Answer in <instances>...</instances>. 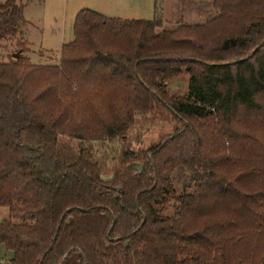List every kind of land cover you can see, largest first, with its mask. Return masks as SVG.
I'll list each match as a JSON object with an SVG mask.
<instances>
[{"label": "trees", "instance_id": "16d2710c", "mask_svg": "<svg viewBox=\"0 0 264 264\" xmlns=\"http://www.w3.org/2000/svg\"><path fill=\"white\" fill-rule=\"evenodd\" d=\"M208 5L207 22L180 15L172 30L159 12L81 10L57 65L0 62L6 264H264V45L246 59L264 43V0ZM24 23V5L7 0L0 43L21 38ZM17 46L28 52L22 38ZM182 74L186 95L170 96L165 85ZM157 105L182 130L109 183L91 152L61 142L125 140ZM173 172L191 193L175 196Z\"/></svg>", "mask_w": 264, "mask_h": 264}, {"label": "rangeland", "instance_id": "374dc122", "mask_svg": "<svg viewBox=\"0 0 264 264\" xmlns=\"http://www.w3.org/2000/svg\"><path fill=\"white\" fill-rule=\"evenodd\" d=\"M7 0H0V6ZM24 5V12L27 21L30 22L31 28H36V36L29 40L30 46H27L28 52L22 53L17 46L21 40H5L0 43V62H8L14 55L19 54V58L30 59L33 65H57L61 58V49L63 45L69 44L74 40L73 25L76 12L80 9H90L101 12L99 8L103 0H16ZM133 0H112L114 8L129 6ZM160 1V0H159ZM165 1V0H164ZM170 1V0H169ZM170 5H165L166 16L160 15L164 22V29L172 30L176 27L179 15H173L176 7L179 8L183 22L189 25L204 24L210 19L211 7L208 5L211 0H172ZM19 4V3H18ZM152 3L150 2V5ZM212 17V16H211ZM154 18L153 11L146 16L147 20ZM30 28V29H31ZM24 30V28L22 29ZM21 30V31H22ZM160 32V30H158ZM22 41L24 38L22 37ZM18 59V58H14ZM189 76L182 74L172 79L166 86V91L170 96L183 97L187 93ZM177 122V123H176ZM176 126L182 130V122L176 120L162 105H157L154 113L141 116L135 122L133 129L127 134L125 140L116 139L103 142L84 143L81 141L63 138L62 143L74 149L75 152H91L95 158L101 162L106 176L115 175V171L125 174L124 165L136 156H144L147 159L152 156V150L175 134ZM85 150V151H82ZM143 166L142 163L133 162L127 165ZM112 179V180H113ZM111 180V181H112ZM170 184L176 191L175 196L183 191L184 186L188 189L185 194L191 193L193 185L179 183L177 172L170 175ZM110 181V182H111ZM109 183V182H106ZM119 184V183H117ZM117 187V190H123L122 185H111V189ZM108 187V186H106ZM173 203H169L167 215L172 216L174 213ZM9 210L0 208V223L7 220ZM0 245V263L6 256V250ZM3 264H6L4 262Z\"/></svg>", "mask_w": 264, "mask_h": 264}, {"label": "crops", "instance_id": "0c3cea01", "mask_svg": "<svg viewBox=\"0 0 264 264\" xmlns=\"http://www.w3.org/2000/svg\"><path fill=\"white\" fill-rule=\"evenodd\" d=\"M112 0H103L99 8L101 12H97L107 18H118L122 20H147V19H142L146 18V16L149 14V12L153 11L154 13V20L157 17V12H159L161 15L166 14V8L165 5H170L172 3V0H133L132 4H130L128 7L127 6H122L120 8H114L111 3ZM179 1V0H178ZM184 1V0H183ZM150 2L152 3L150 5ZM19 4H22V2H18ZM158 5V6H157ZM159 7V9L157 8ZM176 11L174 12L173 15L180 17L181 13L179 12V8L176 7ZM81 10H90L87 8L80 9L79 11L76 12V15L81 11ZM92 11V10H91ZM96 12V11H94ZM158 13V14H159ZM75 15V17H76ZM166 16V15H165ZM24 17H25V12H24ZM24 28V30H22ZM30 22L27 21L25 17V23L23 24L21 28V33L22 37L24 38V41L30 46L31 43L29 40L36 36L35 32H37L36 28H31ZM21 37V38H22ZM29 39V40H28ZM3 247V246H2ZM6 250V249H5ZM12 258V253L6 251V256L5 259L2 263L4 262H9V260Z\"/></svg>", "mask_w": 264, "mask_h": 264}, {"label": "water", "instance_id": "95a60500", "mask_svg": "<svg viewBox=\"0 0 264 264\" xmlns=\"http://www.w3.org/2000/svg\"><path fill=\"white\" fill-rule=\"evenodd\" d=\"M263 45H264V43L261 44V45H259L258 47H256V48L253 50V52L251 53V55H250L248 58H246V59H249L250 57L254 56V55L257 53V51H258L260 48L263 47ZM19 56H20L19 54H16V55L13 56V58H19ZM129 167H130L132 170L138 172L139 174H141V173L143 172V167H142V166H137V165H133V164H132V165H130ZM101 179H102L103 181H105V182H109V181H111V180L113 179V176H102Z\"/></svg>", "mask_w": 264, "mask_h": 264}]
</instances>
